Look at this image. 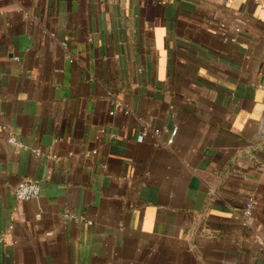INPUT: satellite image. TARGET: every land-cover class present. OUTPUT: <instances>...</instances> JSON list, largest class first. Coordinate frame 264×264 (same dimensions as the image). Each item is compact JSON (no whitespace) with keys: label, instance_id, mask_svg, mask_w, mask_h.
Here are the masks:
<instances>
[{"label":"crops","instance_id":"obj_1","mask_svg":"<svg viewBox=\"0 0 264 264\" xmlns=\"http://www.w3.org/2000/svg\"><path fill=\"white\" fill-rule=\"evenodd\" d=\"M263 133L264 0H0V264H264Z\"/></svg>","mask_w":264,"mask_h":264},{"label":"built area","instance_id":"obj_2","mask_svg":"<svg viewBox=\"0 0 264 264\" xmlns=\"http://www.w3.org/2000/svg\"><path fill=\"white\" fill-rule=\"evenodd\" d=\"M151 132L154 136L159 137L163 134L164 131L160 129H155V130H151ZM149 133L150 131L145 132L142 136V139L145 136L149 135ZM169 134H170L169 135L170 138L167 143L168 145H172L178 134V130L174 129ZM10 141L11 143L16 142L14 138H12ZM40 194H41V187L37 182L22 181L15 190L16 199L21 202H28L35 200L39 198ZM251 209H252V205L248 207L247 213H249Z\"/></svg>","mask_w":264,"mask_h":264},{"label":"water","instance_id":"obj_3","mask_svg":"<svg viewBox=\"0 0 264 264\" xmlns=\"http://www.w3.org/2000/svg\"><path fill=\"white\" fill-rule=\"evenodd\" d=\"M263 136H264V133H263Z\"/></svg>","mask_w":264,"mask_h":264}]
</instances>
